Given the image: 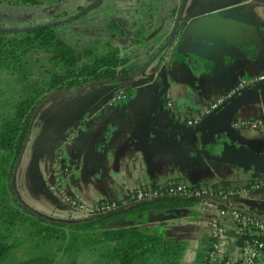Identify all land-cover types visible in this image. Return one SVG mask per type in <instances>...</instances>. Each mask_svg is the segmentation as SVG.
<instances>
[{
	"label": "crops",
	"instance_id": "crops-1",
	"mask_svg": "<svg viewBox=\"0 0 264 264\" xmlns=\"http://www.w3.org/2000/svg\"><path fill=\"white\" fill-rule=\"evenodd\" d=\"M102 2L112 12L113 2ZM126 2L117 1L116 13L126 16L129 6L149 14L167 8L168 20L139 18L127 24L132 30L145 28L144 40L149 39L146 33H154V39L163 34L158 41L167 39L160 48L169 45L165 60L157 66L150 61L128 77L98 80L46 97L30 117L28 136L13 167L14 194L42 217L71 222L78 220L77 214L64 199L95 205L169 181L214 185L218 190L226 181L235 192L222 202L216 195L195 206L123 215L112 222L183 239L180 264H203L208 219L217 210L214 202L264 220V171L218 157L232 149L264 156V81H253L264 70V0ZM205 14L234 20L244 31L229 41L201 33L193 23ZM105 26L108 31L114 27L111 21ZM238 83L242 88L205 112L212 97ZM193 114L196 122L187 125ZM221 224L223 248L217 264H264V249L251 262H243L233 221L226 216Z\"/></svg>",
	"mask_w": 264,
	"mask_h": 264
},
{
	"label": "trees",
	"instance_id": "trees-1",
	"mask_svg": "<svg viewBox=\"0 0 264 264\" xmlns=\"http://www.w3.org/2000/svg\"><path fill=\"white\" fill-rule=\"evenodd\" d=\"M54 1L58 0H6V3L39 7ZM93 1L84 0L86 4ZM81 10H85V6L62 8L52 11L48 22L22 27L0 23V259L18 246L14 234L20 229L38 243L54 242L55 247L50 254L19 259L16 264H53V250H59L63 255H88L93 264H180L185 240L163 237L148 227L112 225V222L123 215L195 206L202 201L201 197L164 194L137 201L132 196L134 192H130L123 199L114 201L116 205L125 201L118 208L94 212L71 222L42 217L15 197L13 167L28 136L30 117L46 97L98 80L128 77L150 61L156 66L161 64L167 56L169 45L160 49L167 39L158 41L163 34L153 39L157 45L151 56L147 51L130 54L129 50L144 40L145 28L140 25L132 30L127 48L123 47L124 52L128 51L126 55L114 42L99 34H79L80 37L71 38L64 33L65 37L61 36L59 30L66 31L67 22L58 18ZM174 12L172 8L171 14ZM130 59H136V64L130 63ZM209 186L215 189L214 185ZM226 186L227 182L222 181L217 196L228 198L235 192L233 189L227 193ZM101 202L104 201L100 200L98 204ZM214 204L217 209L229 210L222 203ZM226 216L229 217L227 214L221 216L220 221ZM71 260L68 262L73 264ZM78 261L82 262L79 259L75 263Z\"/></svg>",
	"mask_w": 264,
	"mask_h": 264
},
{
	"label": "rangeland",
	"instance_id": "rangeland-1",
	"mask_svg": "<svg viewBox=\"0 0 264 264\" xmlns=\"http://www.w3.org/2000/svg\"><path fill=\"white\" fill-rule=\"evenodd\" d=\"M11 1V0H10ZM45 1V0H42ZM106 1V0H104ZM113 2L114 6L112 12H107L102 6L104 2L102 0H94L91 4H86L84 0H58L50 2L45 5H40L39 7H30L31 5L19 7L17 5H12L6 3V0H0V23L4 26L10 27H22L25 25H33L38 23L48 22V15L53 11H60L62 8L71 9V7L85 6V10L81 11H72L66 17L62 16L58 18L61 22H67L65 30H59L61 36L65 37L64 33H68L69 37H77L79 34L86 35H95L99 34L103 38H110L111 42H114L117 46L121 48L122 53L126 50L123 47L127 48L126 45L132 33V27H128L129 22L133 19H153L159 23L166 18L167 8L161 7L157 9L156 12L151 14L142 13L139 10L133 11V9L127 10L126 16L121 13H116V4L118 0H110ZM138 0H127L126 5H133L134 2ZM159 1V0H158ZM167 1V0H160ZM76 18L75 20H73ZM113 23V28L109 31L107 30L105 24L107 22ZM157 23L153 24L154 27L157 26ZM148 40H144L143 46H135L133 49H130V54H133L137 51H147V55H152L155 52L156 45L152 46L154 42L152 38L155 34L150 32L146 33ZM169 34V33H168ZM167 34V35H168ZM166 35V36H167ZM80 37V36H79ZM151 37V38H150ZM128 52V51H127ZM127 52H124L126 55ZM141 59V56H140ZM136 59H130V63L136 64ZM151 71V69L149 70ZM80 219V218H79ZM78 219V220H79ZM0 231H2V224L0 223ZM16 235L14 240L19 244L17 247L12 248L9 253L0 259V264H16V261L19 259L37 256V255H46L50 254L52 249L55 247L54 242L47 244L38 243L35 238H30L27 234L20 230L15 232ZM54 253V262L53 264H71L70 261H73V264H93L92 260L88 259V255L75 254V255H63L59 250H53ZM75 257V258H74ZM77 257V258H76ZM74 258V259H73ZM82 260V262L75 263L77 260ZM103 264V263H101Z\"/></svg>",
	"mask_w": 264,
	"mask_h": 264
},
{
	"label": "built area",
	"instance_id": "built-area-1",
	"mask_svg": "<svg viewBox=\"0 0 264 264\" xmlns=\"http://www.w3.org/2000/svg\"><path fill=\"white\" fill-rule=\"evenodd\" d=\"M253 81H264V70L258 71L253 76ZM242 88V83H238L224 94L216 95L209 100L205 112L217 108L225 99L232 95L236 90ZM167 105H169L167 103ZM197 116L193 114L185 120L187 125L196 122ZM236 125L237 123H233ZM230 193V189L227 188ZM134 200H145L160 195H193L201 198H211L219 193L218 189H212L209 185L188 186L180 181H169L162 185L142 186L133 191ZM224 197L219 196V200L224 201ZM64 201L71 205L76 211L77 218L84 219L94 212H108L123 205L125 201H121L116 205L113 200L96 203L95 205H84L78 202H71L67 199ZM229 215V218L235 225L236 237L239 241L243 262H251L257 254L264 249V220L253 216L247 211L240 209H217L214 217L208 220L209 230V247L206 251L203 264H217L216 260L222 255V236L223 227L221 224V216Z\"/></svg>",
	"mask_w": 264,
	"mask_h": 264
},
{
	"label": "water",
	"instance_id": "water-1",
	"mask_svg": "<svg viewBox=\"0 0 264 264\" xmlns=\"http://www.w3.org/2000/svg\"><path fill=\"white\" fill-rule=\"evenodd\" d=\"M193 26L197 31L223 41H229L244 31L242 25L234 20L207 14L200 15L193 23ZM218 157L228 163L244 168L264 171V156L250 155L244 150L232 149L222 151ZM150 216L157 217L156 215Z\"/></svg>",
	"mask_w": 264,
	"mask_h": 264
}]
</instances>
